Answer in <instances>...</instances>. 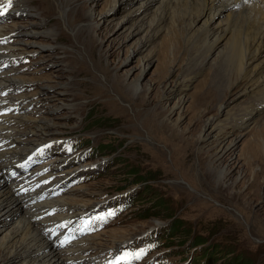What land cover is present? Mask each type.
I'll return each instance as SVG.
<instances>
[{
	"label": "rangeland",
	"instance_id": "1",
	"mask_svg": "<svg viewBox=\"0 0 264 264\" xmlns=\"http://www.w3.org/2000/svg\"><path fill=\"white\" fill-rule=\"evenodd\" d=\"M142 1L59 0L67 12L65 20L55 0H28L33 12L21 19L0 21V26L7 27V35L18 38L16 44L26 48L17 49L13 55L32 57L29 69L19 64L10 69L25 77L12 93L33 97L35 103L25 108L30 116L60 124V131L43 145L74 134L99 144L93 159L87 161L100 162L101 167L74 173L85 161L74 167L64 165L60 172L81 176L97 171L102 175L80 184L61 182L62 191L53 195L77 199L73 200L76 203L86 201L89 206L84 212L100 204L95 201L118 194L129 201L127 209L135 218L74 239L89 237L91 241L85 245L99 243L90 258L132 235L143 237L174 226L178 230L174 234L170 231L169 239L186 242L167 251L187 252L192 259L209 252L211 258L218 259L214 264L229 260L232 264H264V86L258 93H249L244 80L229 78L226 53L231 46L230 35L207 58L206 53L196 56L197 48L189 45L187 31L192 30L205 45L204 19L192 28L183 25L185 9L177 5L175 10H168L157 33L155 25L164 10L162 1L148 9L140 7ZM226 16L225 10L210 21L208 27L214 31L208 37L210 42L214 33L229 23ZM33 22L53 32H15V27L31 29ZM5 45L7 42L0 44ZM261 69L256 76L264 74V65ZM41 84H49L47 89L56 91L60 97L57 104L53 100L36 101ZM20 103L23 105L24 100ZM25 137L36 142L33 135ZM231 140L236 141L233 152L228 147ZM16 146L9 149L20 148ZM38 146L31 158H39ZM53 155L44 154L42 162L36 163L39 167L15 171L20 161L9 172L2 168L0 187L5 181L15 184L21 171L43 169L55 158ZM212 161L219 165L212 167ZM47 168L45 173L53 172L52 167ZM47 184L39 182L19 193L26 200V208L35 207L31 196H40ZM102 191L107 195L101 198L98 194ZM7 211L0 213L6 218L0 223V241L16 226ZM169 214L173 217L168 218ZM50 233L58 248L65 251L76 247L73 241L70 246L61 245V235L55 240L58 235ZM203 238L205 243L195 246ZM71 254L68 251L66 255ZM3 260L1 255L0 264H5ZM70 260L66 264H85L90 259Z\"/></svg>",
	"mask_w": 264,
	"mask_h": 264
},
{
	"label": "bare ground",
	"instance_id": "2",
	"mask_svg": "<svg viewBox=\"0 0 264 264\" xmlns=\"http://www.w3.org/2000/svg\"><path fill=\"white\" fill-rule=\"evenodd\" d=\"M158 0H143L140 7L148 9L152 7ZM163 4V12L157 20L155 26H158V32L162 30L161 21L168 17V10L175 6L179 5L185 9V13L182 18L183 25L192 28L193 24L200 19H204L203 27L205 29L206 41L205 45L200 44L199 37H195L192 30H188L187 34L189 35V45L195 46L197 48L195 54L196 56H203L205 53V58L208 54L214 50L217 46L220 45L221 41L228 35H230L231 46L226 53V63H229L228 71L226 72L229 75V78H236L238 80H244L249 93H258L264 86V74L261 77L256 76L259 73L264 65V56L262 59L256 61L260 56L264 55L262 52L264 50V0H161ZM59 4V15L64 18L67 12H64V8L60 6L59 0H55ZM70 4V2H67ZM33 9V5H32ZM30 9L26 13L19 15L20 18H15V12H8L4 16V20L9 17L14 19H21L24 16H27L31 11ZM183 9V11H184ZM172 10V9H171ZM226 10L229 23L217 32L214 33V40L210 42L208 37L213 34L214 31L208 27L210 21L217 15L222 14ZM170 11V10H169ZM76 15V14H75ZM2 14H0V20L2 19ZM66 17V16H65ZM65 19V18H64ZM66 20V19H65ZM75 21V20H74ZM162 21V22H163ZM31 29H24L22 27H15V32L19 35H26L32 31H40L42 33H49L51 31H44L42 23L40 25H35L37 22L32 23ZM72 27V26H71ZM53 32V31H52ZM51 32V33H52ZM10 34L7 30V27L0 26V37H5L4 35ZM198 36V35H197ZM2 37V38H3ZM8 37H14L9 36ZM15 38V42H7V45L0 46V48L15 50L14 52H2L0 53V64H5L7 62V57L12 56L17 52V49L20 51H26L25 47L17 45L18 38ZM203 40V39H202ZM188 41V40H187ZM203 43V42H202ZM234 45V46H233ZM194 49V48H193ZM217 49V48H216ZM57 53V52H56ZM24 56V54H23ZM49 58V57H47ZM198 58V57H197ZM203 58V57H202ZM225 59V58H224ZM202 60V59H201ZM254 62V63H253ZM253 63V64H252ZM228 65V64H227ZM14 68L13 64L9 69L4 70L3 68L0 71V91L5 90H17V86L25 79L24 76L16 75L15 71L10 69ZM226 68V67H225ZM261 69V70H260ZM225 70V69H224ZM230 71V72H229ZM2 74V75H1ZM260 74V73H259ZM24 77V78H23ZM232 80V79H231ZM61 84V83H60ZM65 85V84H63ZM50 86L49 84L39 85V94L36 92V101L47 102L53 100V104H57L55 101H60V97H56V91L52 89H47ZM7 96L12 99V101H17L19 104L20 101L24 100L22 105V110L18 113H10L5 115L3 120L0 121V140H4L6 144L15 143L20 147L19 149H2L0 147V172L2 168H6L7 172L11 169H16L18 162L26 160L35 150L38 145L36 156L40 154H49L53 153L55 158L49 161L43 169L36 168L32 171H21L16 175L15 184L10 185L8 181H5L0 187V213L3 210L10 211V216H12L16 221V226L11 229L7 234L3 236L2 241H0V256H4L5 264H14L17 261H20L22 264H66V261L71 259L78 260L79 258H88L90 260H85V264L91 262L93 257L94 249L99 243L95 241L92 245H85V242L91 241L88 238L80 240H72L76 245L75 248L60 249L58 248V243L50 238L51 230H48L51 223L50 219L59 220L65 216H73L74 214H79L84 212L89 204L87 202L76 203L77 199H65V196H55L50 193L56 191L62 187L60 184L72 182L70 181L71 175H63L60 170L65 164H62L60 160L62 159V154L56 148L51 147V142L49 145H43L46 143L47 139H52L59 127V123L56 122H47L43 121L39 117L30 116L29 113L25 110L27 109L32 102L35 103V100L30 94L21 93L15 95L12 91L7 92ZM72 107V104L69 103ZM44 106V105H43ZM48 106V105H46ZM41 109V108H40ZM259 110V108H258ZM30 112V111H29ZM32 114V113H30ZM251 116V115H250ZM252 118V117H250ZM250 118L245 121L247 124L250 122ZM29 122H32L28 130H22V127L27 125ZM167 124H165L166 126ZM211 131V130H210ZM213 136L214 129L212 127ZM27 135L35 136L36 142L28 140L25 137ZM209 133L203 134V137H206ZM77 134H74L69 137H74ZM212 136V138H213ZM59 139V138H58ZM56 140V139H55ZM236 141L231 140L228 147L234 150ZM39 143L38 145H35ZM43 152H40L42 147H45ZM48 146L51 147L48 149ZM14 147V146H13ZM57 152V154H56ZM205 152V151H204ZM62 154V155H60ZM225 154V153H224ZM205 155V154H204ZM33 159V158H32ZM90 159V158H89ZM88 160V159H87ZM94 161V160H93ZM76 161L71 160L68 163V166L74 167L80 162L75 163ZM94 161L93 164L91 161H86L82 165L75 167L73 172L80 174L85 169H91V165L100 166V162ZM36 164V162H35ZM212 167H217L219 164L212 161ZM53 168L52 173H45V168ZM67 165V164H66ZM209 165V164H208ZM36 167H39L35 165ZM42 166V165H41ZM87 166H89L87 168ZM101 167V166H100ZM208 167V166H207ZM22 165L15 171L23 170ZM13 171V172H15ZM62 171V170H61ZM97 172V171H95ZM212 175L211 171H207ZM3 174V173H2ZM0 173V176L2 175ZM75 176H78L77 174ZM73 176V177H75ZM72 177V178H73ZM51 180L48 182V186H43L46 190L42 191L39 195H32L31 198L35 199V207L26 208V200L23 199L22 195L19 193L25 189H31L32 186L38 184L41 179ZM223 178V177H222ZM222 183V182H221ZM71 184V183H70ZM74 184V183H73ZM24 188V189H23ZM23 189V190H22ZM37 193V191L35 192ZM75 200V201H73ZM89 200V199H88ZM95 202L101 203L102 200H97ZM98 205V204H97ZM59 206L60 210L56 211L55 215L50 216L48 214V207ZM11 207V208H10ZM10 208V209H9ZM13 209V210H12ZM6 215V213H5ZM4 214L0 216V223L5 221L6 218ZM14 222V220H13ZM6 224V223H5ZM146 234V233H145ZM62 236V234L60 233ZM59 235V237H60ZM131 236V235H130ZM145 236V235H144ZM59 237L55 240H58ZM135 236L128 238V241H131ZM125 241V240H124ZM118 243H116L117 245ZM61 246V245H60ZM136 246H140V243H136ZM113 248V246H112ZM72 251V254L67 256V252ZM7 253V255H5ZM69 258V259H68ZM71 260L69 262H71ZM87 261V262H86ZM3 264V263H2Z\"/></svg>",
	"mask_w": 264,
	"mask_h": 264
},
{
	"label": "trees",
	"instance_id": "3",
	"mask_svg": "<svg viewBox=\"0 0 264 264\" xmlns=\"http://www.w3.org/2000/svg\"><path fill=\"white\" fill-rule=\"evenodd\" d=\"M92 156H94V155H92ZM92 156H88L86 159H89V158H90V159H93ZM172 217H173L172 214H169V215H168V218H172ZM177 230H178V228H177V227L174 228V226H172V227L170 228V231H171V233H173V234H174V232H176ZM173 234H171V236H172ZM167 237H168V238H167V241H168L167 248L172 247L173 245L184 244V243L186 242L185 240H183V242L178 241V242L176 243V242L171 241V240L169 239V235H167ZM205 240H206L205 238L198 240V242H197V244H196L195 246H199V245L205 243ZM205 253H206V255H207L208 257L211 258V255H210L209 252H205ZM216 261H218V259H217V260L215 259V262H216ZM227 264H232V263H231V261L229 260V262H228ZM234 264H238V262H235ZM239 264H242V262H240Z\"/></svg>",
	"mask_w": 264,
	"mask_h": 264
},
{
	"label": "snow or ice",
	"instance_id": "4",
	"mask_svg": "<svg viewBox=\"0 0 264 264\" xmlns=\"http://www.w3.org/2000/svg\"><path fill=\"white\" fill-rule=\"evenodd\" d=\"M7 4H11V0H7ZM0 6H4V5H0ZM2 14V13H0ZM108 215H112V213H109ZM95 219L97 220H104L105 217L103 215H100V216H96ZM134 255L135 258H139L141 255H143V252H137L135 254H129V253H124L118 257H116V259L111 262V264H121L122 261H125V260H128L130 258V256Z\"/></svg>",
	"mask_w": 264,
	"mask_h": 264
},
{
	"label": "water",
	"instance_id": "5",
	"mask_svg": "<svg viewBox=\"0 0 264 264\" xmlns=\"http://www.w3.org/2000/svg\"><path fill=\"white\" fill-rule=\"evenodd\" d=\"M78 164V163H77Z\"/></svg>",
	"mask_w": 264,
	"mask_h": 264
}]
</instances>
